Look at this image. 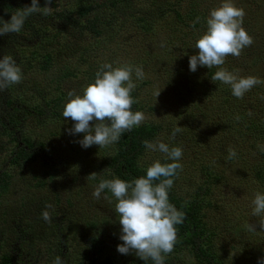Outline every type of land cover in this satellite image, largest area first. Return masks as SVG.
<instances>
[{
	"label": "trees",
	"instance_id": "trees-1",
	"mask_svg": "<svg viewBox=\"0 0 264 264\" xmlns=\"http://www.w3.org/2000/svg\"><path fill=\"white\" fill-rule=\"evenodd\" d=\"M214 1L221 3V0H75L73 3L52 0L49 5L51 15L32 14L19 33L0 36V58L5 54L11 55L23 73L20 84L0 91V151L8 152L7 147L10 146L8 155L0 157L3 166L0 168V192L13 188L16 177L26 176V180L33 177V181H38L36 185L43 187L46 181L61 173L62 158L55 163L53 141H38L27 134L26 128H30L31 122L55 125L56 130L50 132L53 138L83 139L68 133L67 129L72 128L74 122L62 115L67 94L73 89L64 90L62 82L76 78L78 70L73 59L79 56L77 63L86 64L90 60L94 63L101 53L104 56L108 51L112 57L110 61H103L104 64L111 63L113 67L124 64L142 66L145 78L148 73L164 68H158L163 54L158 50L162 47L170 57L167 66L173 65L166 85H181L177 92L178 100L184 103L190 100L191 113L182 112L178 123L172 121L160 110L164 109L160 102L155 105L137 96L136 90L140 89L142 80H136L133 75L137 87L131 95L137 102L132 105V111L142 112L148 106L160 119L146 120L139 127L123 133L119 141L111 145V154L95 161L92 171L88 170V176L100 173L94 179L97 183L101 179L113 178L130 182L146 175V167L139 163L147 151L144 140L160 139L170 147H181L183 156L179 163L183 168L173 178L174 184L168 196L170 203L186 214V219L176 225L177 243L173 251L182 247L189 249L198 264H246L247 257L252 259V264H258L259 259L264 257V240L259 230L249 232L245 225L252 220L258 222L246 199L252 201L257 191L264 193V152L258 148V145L264 146V84L253 87L242 99H238L232 95L228 85L211 80L217 68L198 66L195 72L189 70V57L198 51L194 49L195 41L206 30V18L213 9L208 4L213 6ZM38 3L40 7L45 6V0H38ZM26 5L30 6L31 0H0V17L10 20L11 12ZM197 17L200 18L198 22ZM172 19L178 20L182 34L177 33ZM251 19L249 15L244 17L243 27L252 28ZM89 37L92 40L90 45L87 43ZM111 43H118L120 50L109 48ZM43 50L48 52L39 54ZM103 50L104 53L101 52ZM36 56H41L42 60L35 61ZM63 60L69 63L53 83L56 93H49L44 82L28 77L29 71L40 70L50 74L52 67ZM93 63V67L85 71L90 83L94 82L99 71ZM222 67L242 77L255 76L264 80V45L257 49L246 47L238 58L229 55ZM143 84L147 85L149 81L145 80ZM28 89L32 91L31 99L25 97ZM177 124L183 130L170 140L171 131ZM6 138V143L2 144ZM229 148L237 153L231 160L227 159ZM81 149L84 148L72 145L70 152ZM89 149L87 157L92 153ZM186 174L199 176L203 182L194 193L182 195L177 189ZM104 194L111 196L107 190ZM239 198L242 200L235 210L229 203L232 200L238 203ZM39 204L37 211L42 212L43 204ZM51 217L60 235L56 244L57 253L52 251L55 254L52 263L59 256L64 264H152V261L145 262L137 256L126 258L119 252H104L107 236L106 233L99 236L95 231L98 221L87 224L89 232H92L83 238L87 246L80 253L77 243V253L72 261L67 239H62L64 228L58 222L59 215L54 212ZM102 221L107 223L108 220L104 217ZM29 229H18L19 242L28 240L25 234ZM0 242L1 247L8 243L3 238ZM50 246L56 247L54 242ZM30 251L37 257L39 251L29 250L31 258ZM225 254L230 256L228 262ZM168 255L165 264H176ZM19 256L18 251H3L0 264H24L23 261H16Z\"/></svg>",
	"mask_w": 264,
	"mask_h": 264
},
{
	"label": "clouds",
	"instance_id": "clouds-1",
	"mask_svg": "<svg viewBox=\"0 0 264 264\" xmlns=\"http://www.w3.org/2000/svg\"><path fill=\"white\" fill-rule=\"evenodd\" d=\"M51 3L52 0H45V6L40 7L38 0H31L30 6L11 12L10 20L0 17V36L19 33L32 14L51 15ZM245 15L244 9L237 7L234 0H221L219 6L210 10L206 30L195 41L197 54L189 57L190 71L195 72L198 66L217 68L211 80L228 85L232 95L238 99H242L253 87L264 84V80L258 77H242L222 67L226 57L231 55L238 58L242 50L254 42L243 27ZM199 19L197 17V22ZM133 75L136 80H143V67L131 64L113 67L111 63H105L96 72L94 82L83 86L82 94L74 90L68 92L62 115L64 119L70 118L74 122L73 127L67 129L70 135L84 134L83 139L78 141L81 147H108L117 143L123 133L144 122L146 117L143 112L132 111V105L137 102L131 95L137 87ZM22 80V69L16 60L9 54L3 55L0 58V91L20 84ZM160 91L155 93L156 97ZM182 130L183 127L178 124L174 126L169 139L174 140ZM143 144L148 151L162 153L165 161L170 162L154 160L146 168V175L130 182L120 178L101 179L92 196L99 200L107 190L116 201L114 211L119 217V239L123 242L117 245L120 254L134 253L145 262L150 260L152 264H165L166 255L173 252L177 243L176 225L186 219V214L170 203L168 196L174 184L173 178L183 168L179 163L183 150L179 146L170 147L160 139L144 140ZM258 148L264 152V146L258 145ZM236 155L234 149H228L227 159L231 160ZM96 176V173H92L86 179H96ZM104 199L111 203L109 196H104ZM251 204L252 215L259 218V232H264V193L255 192ZM52 207L46 203L41 213V218L47 223L52 222L47 210ZM245 227L249 232H257L256 224L248 223ZM53 264H64V261L57 256ZM258 264H264V257L259 259Z\"/></svg>",
	"mask_w": 264,
	"mask_h": 264
},
{
	"label": "rangeland",
	"instance_id": "rangeland-1",
	"mask_svg": "<svg viewBox=\"0 0 264 264\" xmlns=\"http://www.w3.org/2000/svg\"><path fill=\"white\" fill-rule=\"evenodd\" d=\"M61 1L65 3H73L75 0ZM234 3L237 7L244 9L246 13L244 17H247V15L252 17V28L244 27V29L254 41L250 48L257 49L263 46L264 37H260V35H264V13H260V11H264V0H234ZM219 4L220 2H217L216 4V1H214L213 6L210 4L208 5L215 8L219 6ZM253 9L258 10L259 12ZM172 20L174 21L177 33L182 34L183 30L179 27V24L177 23L178 20ZM91 41L92 40L89 37L87 39V43L90 45ZM109 46V48H112L113 50H120L118 43H111ZM105 50L101 52L104 53ZM44 52L48 51L43 50L40 51L39 54H44ZM158 52H163L159 58L162 64H160L158 68H161L162 66L164 68L150 72L148 75H146V77L139 83L140 89L136 90L137 96H140V98L143 100L154 102L155 105L156 103L160 102L159 105L164 108L160 110L165 112L172 121L178 123L177 121H180L179 115L182 112L187 114L191 113L192 103L190 100H187V103L178 100L177 92L179 89H181V85H166L167 76L171 74L170 70L173 65L167 66L169 64L168 61L170 60L168 59L170 57H167V54L162 47L158 50ZM98 55H100L99 52ZM40 57L41 56L34 57L35 61L38 62ZM99 57L100 58L97 59L96 62L93 63V60H90L86 62V64L77 63L79 56H77V59H73L74 65L78 67L76 78L64 79L62 82L63 89L65 90L66 88L71 87L73 88L72 90H74L77 94H82L83 86L91 82V80H88V76L85 74V71L93 67L92 63L100 70L101 65L104 64L103 61H110L112 55H108L107 51L104 56L101 53V56ZM66 63H69V61H58L56 66L54 65V67H52L50 74H47V72H41L40 70L34 72L29 71L28 77L35 78L40 82H44L49 93H56V85L53 83H55V80L61 76L60 71L66 65ZM145 80L149 81V84H143V81ZM197 80L200 84L198 78ZM201 80L203 81V79ZM200 86L201 84L199 87ZM28 90L29 91L25 97L31 99L30 95L32 91L31 89ZM159 90H161L160 94L158 97H156L155 93ZM142 112L146 117L144 121H159L160 119L157 115H155V113L151 112L148 106H145ZM176 115H178V117ZM187 125L189 126L188 123ZM55 130L56 126L51 125V123L40 125L35 122H31L30 128L28 126L26 128L27 134H30L38 141L47 142L49 139L53 141L52 148H56V151H54L52 154L56 158L55 163L58 161V159L62 158L61 173L54 179L46 181L43 187H38L36 185L38 181H33V177L29 178L28 180L24 179L26 176H22L23 178L16 177L13 188L11 187L6 192H0V239L3 238L8 242L5 246H2L3 248L0 244V254L3 251H18L20 256L19 258H16V261L19 263L23 261L24 264H53L51 259L55 255L54 253H57L58 245L56 244L59 242L60 235L59 231L55 230L53 221L51 223H47L41 218L42 212L40 210L37 211L40 206L39 203L43 204L44 210L46 203L51 204L53 207L47 209L50 212V215L52 216L54 212L59 215L58 222H60L61 226L64 228L62 239H67V244L70 246V248L68 247L69 253L71 255L70 259L72 261H74L73 258L75 257L77 250H80L81 253L84 247L87 246V243L83 241V238L87 234L92 233L89 232L90 228L87 227V224L93 221L99 222V226L95 230L99 236H103V234L106 233L107 240L103 251L107 252V254L118 253L117 245L123 242L119 239L121 234V226L118 221L119 217L114 211V205L116 201L114 198L109 196L111 198L110 203L108 200L104 199V196H108L104 193L101 194V198L99 200L94 199L92 192L98 183L94 182V179H86V177H88V170L90 169V172L92 171V165L96 163L95 161H98L100 157L107 158L111 154V145L105 148H99L98 145H92L89 149L92 152L91 156L87 157L88 148L70 152L72 145L77 147H81V145L78 143V141H74L73 139L71 140L70 137L67 138L58 136V138H53L50 132ZM83 135V133H78L76 137L80 139L83 138ZM6 141L7 138L4 139L2 144H5ZM184 148L187 149L186 147ZM7 150L9 152L10 146L7 147ZM8 152L1 150L0 157L5 158L8 155ZM154 160H161V162H165V158L162 153L150 152L147 150L146 153L140 158L139 163L141 166L147 168ZM2 167L3 166L0 164V168ZM36 170V173L39 174V169L36 168ZM99 175L100 173H97V176ZM181 180L182 182L178 184L177 191H179V193L182 195L194 193V191L203 182L199 176L191 177L187 174L186 177L181 178ZM229 197L232 196L229 195ZM57 199L59 201L58 203ZM241 200L242 199L239 198L238 203L232 200L229 205L237 210V206L240 204ZM72 203H74V205L69 206ZM246 203L249 208H252L250 199H246ZM66 212H68V215ZM62 214L67 217H63ZM71 217H74L75 219H71ZM104 217L107 218V223H102ZM249 219L251 218H248V220ZM250 223L258 224L257 220H252ZM29 227L31 229H29L25 234L26 239L29 241L22 240L19 242L16 232L18 229H26ZM256 230L260 231L259 225L256 227ZM2 233L3 237L1 236ZM259 233L261 239L264 240V232ZM16 238L17 241H15ZM51 242H54L56 247L50 246ZM29 243H33L35 246H30ZM77 243L78 249L76 250ZM262 246H264V244ZM29 250L36 252L39 251L37 257L31 251L30 254L33 256V258L29 257ZM52 251L54 253H52ZM228 252L226 251L225 253ZM122 255L126 258L136 257L134 253ZM225 256L228 262L230 256L227 254H225ZM168 257L170 260L176 262V264H198L197 258L189 251V249L185 247L173 251V253L168 255ZM252 263V259L247 257L246 264Z\"/></svg>",
	"mask_w": 264,
	"mask_h": 264
}]
</instances>
